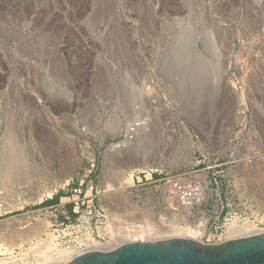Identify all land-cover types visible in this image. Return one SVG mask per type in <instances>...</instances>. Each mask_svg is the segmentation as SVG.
Instances as JSON below:
<instances>
[{"label": "rangeland", "instance_id": "1", "mask_svg": "<svg viewBox=\"0 0 264 264\" xmlns=\"http://www.w3.org/2000/svg\"><path fill=\"white\" fill-rule=\"evenodd\" d=\"M0 167V264L100 241L140 170L201 187L198 240L264 230V0H0Z\"/></svg>", "mask_w": 264, "mask_h": 264}, {"label": "built area", "instance_id": "2", "mask_svg": "<svg viewBox=\"0 0 264 264\" xmlns=\"http://www.w3.org/2000/svg\"><path fill=\"white\" fill-rule=\"evenodd\" d=\"M128 179H131L128 182ZM126 182L122 188V197L116 204L111 202V209L103 216L107 225L106 231H97L100 241H79L75 247V256L93 249L95 244L115 248L129 241H152L155 235L162 232L156 229L158 225L168 228L172 222H166L173 211L179 214L195 217L191 211L195 202L193 199L201 191L199 185L193 184L182 174L162 173L154 170L133 171L122 179ZM146 188L147 196L142 207L135 191ZM130 189V191L128 190ZM158 223L157 225H155ZM166 228V229H167ZM167 231V230H165ZM166 238V237H165ZM209 240V239H208ZM223 241V240H220ZM212 241V242H220ZM210 242V241H209Z\"/></svg>", "mask_w": 264, "mask_h": 264}, {"label": "water", "instance_id": "3", "mask_svg": "<svg viewBox=\"0 0 264 264\" xmlns=\"http://www.w3.org/2000/svg\"><path fill=\"white\" fill-rule=\"evenodd\" d=\"M64 264H264V230L208 242L174 236L90 249Z\"/></svg>", "mask_w": 264, "mask_h": 264}, {"label": "bare ground", "instance_id": "4", "mask_svg": "<svg viewBox=\"0 0 264 264\" xmlns=\"http://www.w3.org/2000/svg\"><path fill=\"white\" fill-rule=\"evenodd\" d=\"M222 25V24H221ZM224 25V24H223ZM222 25V26H223ZM228 30H232V29H229ZM232 33V32H231ZM231 50V49H230ZM231 52V51H230ZM229 54V52H228ZM228 58V57H227ZM235 65V63H234ZM239 66V64H238ZM235 67V66H234ZM236 68V67H235ZM233 88V87H232ZM134 127L136 128H145L146 126V123L144 121H138V122H134L133 123ZM169 130H170V139L171 137L172 138H176L179 139L178 137V133H177V130H176V127H175V124L173 121L170 122V126H169ZM175 140V141H176ZM5 142V140H4ZM59 143H57V139H55V137H49L48 139L45 140V142H43L44 144V147H43V150L47 151V153L49 154L50 153V156H55V155H61L60 153H62L61 150H59L60 148V141L58 140ZM65 145V144H64ZM8 146V145H7ZM20 146V145H19ZM67 145H65L66 147ZM18 147V146H17ZM22 147V146H21ZM46 147V148H45ZM58 147V148H57ZM11 149V148H10ZM9 151V150H8ZM7 151V152H8ZM66 151H68V149H65L64 148V154H66ZM12 152V150H11ZM10 152V153H11ZM19 152V151H18ZM22 152V151H21ZM14 154H16L15 152H13ZM9 154V152H8ZM20 155V153H18ZM63 154V156H64ZM17 155V154H16ZM11 157V156H10ZM13 157V155H12ZM16 157H14L15 159ZM25 159V158H24ZM12 160V158L10 159ZM16 160V159H15ZM14 160V161H15ZM141 160V159H140ZM148 158H145L143 160L140 161V166H148ZM8 161V160H6ZM13 161V162H14ZM17 161V160H16ZM15 161V163H8L9 166L11 165L12 168L13 167H16L17 169L20 167L19 165H17V162ZM25 161V160H22V162ZM20 164V162H18ZM7 164V163H6ZM23 165H24V162H23ZM22 166V165H21ZM21 168V167H20ZM15 169V168H14ZM1 170L3 171V169L0 167V174H1ZM5 171V170H4ZM8 171V170H7ZM10 175V174H9ZM13 175V174H12ZM131 179H128V182H130ZM127 182V181H126ZM124 181V183H126ZM124 187V186H123ZM169 227L167 228V235L166 236H163V237H160L161 235H157L156 237L154 236V238L152 239H158V238H170V237H176V236H182V237H189V238H194V239H198L196 236L197 233H194V232H197V231H194L193 226H191L190 228H184V227H181L179 226L176 222H172L168 225ZM229 228L227 230H229L228 234H229V237L233 238V237H239V236H245V235H249V234H253V233H256V232H259L261 231L262 229L252 220L250 219H247L245 220L244 222L242 223H239V222H234L232 225L228 226ZM195 228V227H194ZM163 231V232H164ZM47 233V235H49V233L47 231H44ZM160 233V232H159ZM162 233V232H161ZM160 233V234H161ZM166 234V233H165ZM200 234V233H199ZM196 235V236H195ZM40 236V235H39ZM25 237V236H23ZM22 237V238H23ZM21 237L18 239V240H21L22 239ZM158 240H161V239H158ZM93 249H100V248H105V249H100V250H108V249H112L110 248V246H108V244L106 243L105 245H94L92 246ZM75 257V252H73L70 248H65L63 249L62 251L58 252L57 255H54V256H50L49 258H46V259H39L36 263L34 262H30V264H60V263H63L65 261L68 262L69 259H73ZM14 259V258H13ZM70 261V260H69ZM3 263V262H2ZM66 263V262H65ZM64 264V263H63Z\"/></svg>", "mask_w": 264, "mask_h": 264}]
</instances>
